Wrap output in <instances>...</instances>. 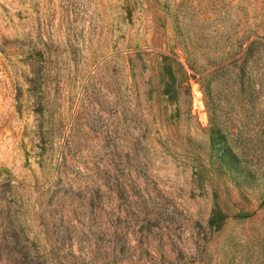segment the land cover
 <instances>
[{
    "label": "rangeland",
    "instance_id": "rangeland-1",
    "mask_svg": "<svg viewBox=\"0 0 264 264\" xmlns=\"http://www.w3.org/2000/svg\"><path fill=\"white\" fill-rule=\"evenodd\" d=\"M0 264H264V0H0Z\"/></svg>",
    "mask_w": 264,
    "mask_h": 264
}]
</instances>
